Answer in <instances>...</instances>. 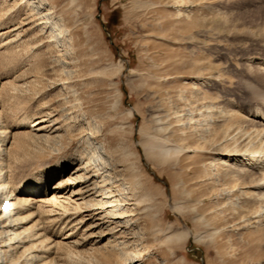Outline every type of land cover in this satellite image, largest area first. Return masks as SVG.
<instances>
[{
	"label": "rangeland",
	"instance_id": "rangeland-1",
	"mask_svg": "<svg viewBox=\"0 0 264 264\" xmlns=\"http://www.w3.org/2000/svg\"><path fill=\"white\" fill-rule=\"evenodd\" d=\"M0 7L8 180L27 182L64 158L89 166L50 180L22 223L3 208L7 223L40 233L25 248L44 239L47 253L31 262L16 240L0 264H264L261 176L234 175L236 161L213 165L224 150L264 151V0ZM162 142L168 155L158 153Z\"/></svg>",
	"mask_w": 264,
	"mask_h": 264
},
{
	"label": "bare ground",
	"instance_id": "bare-ground-1",
	"mask_svg": "<svg viewBox=\"0 0 264 264\" xmlns=\"http://www.w3.org/2000/svg\"><path fill=\"white\" fill-rule=\"evenodd\" d=\"M28 1L29 0H26V1L24 0V4L28 3ZM2 4H3V1H2ZM49 15H51V13ZM48 19L50 20L49 22H51L54 26H57L58 23H60L59 18H58V20H55L54 17H48ZM4 25H5V23H4ZM3 34L4 33H2V35L0 34V37H2ZM259 114L261 116L260 121L263 125V128H261L262 129L261 131H263L264 130V114H261V113H259ZM25 121L22 122L23 125H27L29 122H31L30 120H26V119H25ZM0 122H1V120H0ZM42 122H43V120H42ZM32 124L35 127V126H38L40 124V122L36 123L35 121H33ZM20 127H21V125H20ZM41 129H43V128L40 126L38 128V131ZM22 132H24V131H22ZM17 135H18V133H17ZM17 135H16V137H17ZM27 135H29V134H27ZM23 136L25 137V135H23ZM33 137H34V135H33ZM27 139H29V138H27ZM4 141H5V139L2 140V142H4ZM20 144L21 145L19 147L23 148V144L22 143H20ZM153 146L155 148V144ZM156 146L158 149V153L162 156L168 155L169 154L168 152L171 151V147H172V146L170 147L165 142H162L161 144H157ZM147 148H151V147L149 146ZM173 148H177V146H175ZM259 150H260L259 148L254 147V149L251 150L252 152H250L248 154L245 152L244 153H242V152L230 153V152H228L229 150L228 151L224 150L225 152L219 153L221 157H215L216 162L213 161L214 162L213 165L215 166V168H217L218 164L231 165L232 166V163H230V161H233V162L236 161V163H235L236 169H235V171L234 170L232 171L233 174L237 173V171L243 175L250 173L249 171H251V172L254 171L256 173H259V175L261 177H260L259 182L257 184L261 188V187H264V151L260 152ZM240 151H241V149H240ZM77 160L79 161V159H76L74 157H71V159H67V160L64 158V159L60 160V162H58V164H56L54 167H49L44 171H40L37 174H35L33 177H31V179L29 181L23 182V183L18 184V185H16L11 180V178H10V180H8V175H7L8 169L6 170V167L4 166V164H2V163L0 164L1 165L0 166L1 167V169H0V202L2 200V203L0 204V221L2 224L1 226L3 227V230L5 229L4 232H6V235H7L6 241L4 239V244H3V238H2V240L0 239V254L9 253L10 255H14V253H16V251H17V246L15 245L16 244L15 242H16V240H18L17 243L20 244V247H24L23 252L24 253L27 252L26 256H28V260H30L32 262V261L41 260L43 258L46 259L45 254L47 252H46L45 245H40L41 243H43L44 239L40 240L38 245L35 244L34 242H32L30 244V247H27V248H25V245H24L25 243H27L28 241H30L32 239H35V238L37 239V237L40 238L41 237L40 233H37V231H34L32 228H28V227H24V228L22 227V229H19L16 226V224L10 225V223L13 221L15 222L16 219L13 218L14 215H21V216H19V220H20L19 223H22V222H24V219H28V218L33 216V214H31V212L30 213L27 212V214H24V216H23V213H25L24 211L29 209L32 206V204L37 201V200H35V198L37 197V195L39 193H41V192L45 193V186L49 184L50 180L55 179V178H59L62 174L68 173L71 169L74 170V172H72V173H76V172H78L80 170H84V169L86 171H88L89 166H87V163H86V165H83L84 162L81 161L79 163V162H77ZM75 177L76 178H69L68 180H63V181L58 182L56 189H55V192L61 191V189L63 188V185L66 183L70 184V182H72V181H73V183H77V182L84 181L85 179H87V175H84V174H82L81 176H75ZM86 182H88V180ZM256 194H257L256 197H258V196H260V198L264 197V191L261 193H256ZM59 198H61V196L55 195V196H51V200L50 199L49 200L54 202V203H59L60 202ZM4 203H6L5 206L3 205ZM3 208L5 209L7 214L12 215V217H11L12 220L10 223H7L6 217H2ZM82 208L85 209V208H87V206L82 207ZM62 209H63V212L66 213V211H67L66 206H62ZM74 209H75L74 213H76V214H78L79 212H82L81 207L77 204H75ZM17 220H18V218H17ZM78 220H79V223H82L84 221V215L82 217H80ZM85 222H84V224H85ZM24 234H27V235L25 236ZM186 234H187V232H186ZM1 237L2 236H0V238ZM41 246H43L44 249ZM3 247H5L6 250L2 249ZM112 247H114V246H112ZM30 250L31 251L36 250L37 254L29 253Z\"/></svg>",
	"mask_w": 264,
	"mask_h": 264
}]
</instances>
